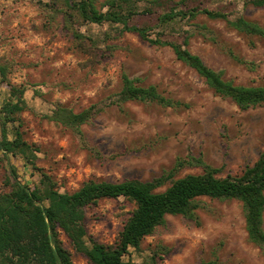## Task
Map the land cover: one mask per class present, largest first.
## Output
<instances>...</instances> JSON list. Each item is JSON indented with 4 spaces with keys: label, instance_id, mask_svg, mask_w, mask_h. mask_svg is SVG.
I'll return each mask as SVG.
<instances>
[{
    "label": "rangeland",
    "instance_id": "rangeland-1",
    "mask_svg": "<svg viewBox=\"0 0 264 264\" xmlns=\"http://www.w3.org/2000/svg\"><path fill=\"white\" fill-rule=\"evenodd\" d=\"M49 0H0V63L9 80L24 89L27 108L21 113L25 139L41 151L38 164L52 174L61 191L73 192L89 178L124 181L150 180L172 169L178 160L200 158L236 174L253 164L264 148V104L241 109L231 98L217 94L170 46L152 45L138 33L122 31L105 22L78 26L84 42L64 23L51 16ZM105 0H99L102 6ZM169 6L222 9L230 16L264 25V5L249 0H165ZM143 5V4H142ZM104 8V7H103ZM138 20V18H137ZM178 26L165 29V37L183 40L225 79L236 84L264 85V38L248 35L223 18L198 14ZM204 26L205 28H202ZM155 27L151 31L156 36ZM95 44V46L93 45ZM233 54L243 61L234 58ZM138 78L141 85L154 84L165 95L191 104L174 108L155 102L113 103L122 87V74ZM17 97L2 80L0 106ZM61 102L75 111L94 103H106L92 121L82 125L90 147L73 131L48 118ZM20 178L30 184L39 180L21 159L12 157ZM7 162L0 159V190L6 185ZM202 172L199 165H185L175 177ZM166 186L160 188L165 189ZM196 210L199 221L168 215L166 222L143 239L141 250L131 249L134 262L144 264L159 245L170 252L160 264H264V249L249 240L241 201L203 196ZM125 197L104 198L86 208L88 232L97 240L113 243L132 210ZM65 245L76 264H92L63 233Z\"/></svg>",
    "mask_w": 264,
    "mask_h": 264
},
{
    "label": "trees",
    "instance_id": "trees-1",
    "mask_svg": "<svg viewBox=\"0 0 264 264\" xmlns=\"http://www.w3.org/2000/svg\"><path fill=\"white\" fill-rule=\"evenodd\" d=\"M98 1L49 0L45 6L51 16H63L66 28L81 38L80 47L86 51L91 47L85 44L84 34L77 29L78 26L105 22L121 25L122 31L136 32L152 45L170 46L177 58L194 68L217 94L231 98L241 109L264 104V85L236 84L225 79L221 71L192 52L187 47L191 32L185 31L183 40L165 37V29L178 26L179 21L193 19L200 13L226 19L239 31L262 38L264 25L243 15L233 17L222 9L201 6L185 9L175 4L160 11L165 0H105L102 3L104 8L98 5ZM249 2L264 5V0ZM155 27L162 30L152 36ZM233 56L243 61L237 55ZM7 72L6 65L0 63L2 80L17 97L16 101L9 99L0 106V159L7 162L6 185L9 187L0 190V264H76L62 238L63 233L92 264H136L131 258V249L140 251L143 239L163 225L168 215H183L199 221L196 210L202 206L200 198L203 196L241 201L248 238L264 249V148L253 164H247L236 174L223 175L220 167L200 158L180 159L172 169L150 180L89 178L73 192L61 191L53 175L38 164L40 147L25 139L20 129V115L28 104L23 87L13 84ZM128 101L155 102L174 108L191 106L189 102L163 94L154 84H139L138 78L124 72L122 87L113 103L123 108ZM106 105L94 103L75 111L73 107L58 102L48 118L71 129L82 145L91 148L82 125L92 121ZM12 157L21 159L37 172L39 180L32 184L23 181ZM187 164L201 166L202 172L175 177L179 168ZM163 186L165 189L160 190ZM119 197L134 202L135 208L115 242L99 241L88 232L86 208L101 199ZM169 252V248L159 245L144 264H160L159 259ZM200 264H214V261L205 260Z\"/></svg>",
    "mask_w": 264,
    "mask_h": 264
}]
</instances>
